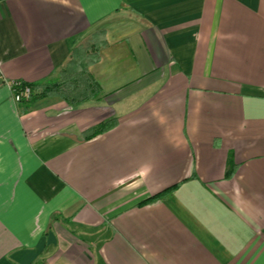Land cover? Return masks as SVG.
Listing matches in <instances>:
<instances>
[{
    "label": "crops",
    "instance_id": "0c3cea01",
    "mask_svg": "<svg viewBox=\"0 0 264 264\" xmlns=\"http://www.w3.org/2000/svg\"><path fill=\"white\" fill-rule=\"evenodd\" d=\"M0 70V264H264V0H0Z\"/></svg>",
    "mask_w": 264,
    "mask_h": 264
},
{
    "label": "trees",
    "instance_id": "16d2710c",
    "mask_svg": "<svg viewBox=\"0 0 264 264\" xmlns=\"http://www.w3.org/2000/svg\"><path fill=\"white\" fill-rule=\"evenodd\" d=\"M105 44L104 33L99 32L93 37L92 43L87 47L77 48L71 61L62 69L58 81L41 86L39 88L28 85L32 90V95L36 92L40 97H59L70 105H79L81 103L95 100L101 95V87L88 71V67L99 60V49ZM25 101V100H24ZM116 126L115 120L100 125L96 129L86 132L85 138L91 139L97 134L107 132ZM234 174V167L231 166L227 172V178ZM178 185L170 187L161 193L143 201L140 205H145L153 200L161 198L167 192L173 191Z\"/></svg>",
    "mask_w": 264,
    "mask_h": 264
},
{
    "label": "built area",
    "instance_id": "2783aa9c",
    "mask_svg": "<svg viewBox=\"0 0 264 264\" xmlns=\"http://www.w3.org/2000/svg\"><path fill=\"white\" fill-rule=\"evenodd\" d=\"M0 78H2L1 70ZM6 84L11 89L16 102H22L24 100L28 101L31 98L32 90L28 85H25L23 81H6Z\"/></svg>",
    "mask_w": 264,
    "mask_h": 264
},
{
    "label": "rangeland",
    "instance_id": "374dc122",
    "mask_svg": "<svg viewBox=\"0 0 264 264\" xmlns=\"http://www.w3.org/2000/svg\"><path fill=\"white\" fill-rule=\"evenodd\" d=\"M85 47H86V45H85Z\"/></svg>",
    "mask_w": 264,
    "mask_h": 264
}]
</instances>
